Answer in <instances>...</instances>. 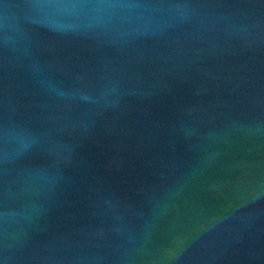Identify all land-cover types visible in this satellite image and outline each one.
I'll use <instances>...</instances> for the list:
<instances>
[{"label":"water","instance_id":"water-1","mask_svg":"<svg viewBox=\"0 0 264 264\" xmlns=\"http://www.w3.org/2000/svg\"><path fill=\"white\" fill-rule=\"evenodd\" d=\"M0 264H264V0H0Z\"/></svg>","mask_w":264,"mask_h":264}]
</instances>
